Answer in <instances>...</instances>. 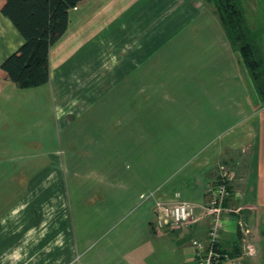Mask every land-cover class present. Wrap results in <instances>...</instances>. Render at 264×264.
Instances as JSON below:
<instances>
[{
    "label": "crops",
    "instance_id": "crops-1",
    "mask_svg": "<svg viewBox=\"0 0 264 264\" xmlns=\"http://www.w3.org/2000/svg\"><path fill=\"white\" fill-rule=\"evenodd\" d=\"M24 42L0 10V64ZM50 76L0 78V264H192L221 166L220 252L264 264V103L202 1L84 0ZM177 194L199 220L159 228L156 198Z\"/></svg>",
    "mask_w": 264,
    "mask_h": 264
},
{
    "label": "trees",
    "instance_id": "trees-1",
    "mask_svg": "<svg viewBox=\"0 0 264 264\" xmlns=\"http://www.w3.org/2000/svg\"><path fill=\"white\" fill-rule=\"evenodd\" d=\"M84 0H0L1 13L24 39L21 48L0 64V78L21 89L50 82V50L69 28L70 10ZM212 8L239 63L248 71L254 88L264 103V48L249 25L239 0H200Z\"/></svg>",
    "mask_w": 264,
    "mask_h": 264
},
{
    "label": "built area",
    "instance_id": "built-area-1",
    "mask_svg": "<svg viewBox=\"0 0 264 264\" xmlns=\"http://www.w3.org/2000/svg\"><path fill=\"white\" fill-rule=\"evenodd\" d=\"M228 183L229 177L223 172L218 180L208 186V201L204 207V216L209 220L208 238L206 241L193 240L192 264H241L220 252L227 211L224 204L231 196ZM150 197L155 198V194H151ZM198 220L196 204L183 200L180 195L177 194L171 201L156 198L153 223L159 228L183 229ZM238 226L244 231L245 224L242 220L238 221ZM244 232L249 233L247 229ZM247 254H254L251 246L247 247Z\"/></svg>",
    "mask_w": 264,
    "mask_h": 264
},
{
    "label": "rangeland",
    "instance_id": "rangeland-1",
    "mask_svg": "<svg viewBox=\"0 0 264 264\" xmlns=\"http://www.w3.org/2000/svg\"><path fill=\"white\" fill-rule=\"evenodd\" d=\"M239 1H241V2L243 1L244 2V4L242 2V5H243V7L245 9V14L247 16L249 25L252 27L253 31L257 32V34H258L257 36H258V39H259V42H260L261 46H264V0H239ZM206 7H207V10L211 14L214 15V13L212 11V8L210 6H207V5H206ZM21 166H22L21 164H18L16 166V168L21 167ZM95 168H96V171L98 173L104 172L105 170L108 173V169H109V167L107 165H104V164H97V165H95ZM222 168H223V170H222ZM223 172H226L227 176L229 177V172H228L227 167L221 166V173H223ZM92 181L93 180H91L90 182L92 183ZM70 184H71V181L68 179L69 187H70ZM71 187H72V184H71ZM73 187L76 188V186H73Z\"/></svg>",
    "mask_w": 264,
    "mask_h": 264
}]
</instances>
